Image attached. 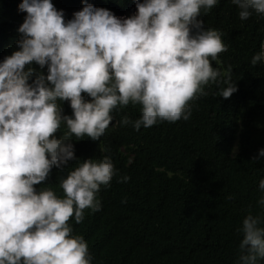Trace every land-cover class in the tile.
<instances>
[{"label":"clouds","instance_id":"9594fccd","mask_svg":"<svg viewBox=\"0 0 264 264\" xmlns=\"http://www.w3.org/2000/svg\"><path fill=\"white\" fill-rule=\"evenodd\" d=\"M219 0H136V12L116 17L85 4L65 20L52 0H22L26 13L19 50L0 62V264H92L85 239L73 234L85 210L99 212L98 194L120 176L110 155L88 159L61 177L62 195L42 182L55 167L64 172L75 156L72 137L98 141L115 110L140 106L134 130L187 121L205 86L228 99L237 91L232 68L212 66L227 51L223 33L198 19ZM241 21L264 19V0H230ZM47 67V74L37 72ZM264 64V43L251 65ZM69 102L72 115H62ZM65 125L67 131L55 135ZM105 152L108 150L105 149ZM264 157V148L258 152ZM41 185L39 188L35 187ZM256 201L264 213V179ZM264 215L245 216L235 264L264 260Z\"/></svg>","mask_w":264,"mask_h":264},{"label":"trees","instance_id":"16d2710c","mask_svg":"<svg viewBox=\"0 0 264 264\" xmlns=\"http://www.w3.org/2000/svg\"><path fill=\"white\" fill-rule=\"evenodd\" d=\"M21 2L0 0V62L19 50L18 29L26 16L18 11ZM52 3L65 20L85 4L108 9L118 18L136 12V0ZM198 19L206 29L223 33L227 51L212 66L221 71L231 66L237 91L224 99L209 84L208 95L196 101L189 120L139 131L120 123L124 116L137 119L139 105L115 110L98 141L72 137L79 161L70 162L64 172L54 167L42 182L62 195L61 177L79 163L104 155L112 157L120 176L130 177L125 183L114 178L111 188H101L99 212L86 209L80 224L70 220L73 234L87 242L92 264H235L242 238L236 229L248 212L264 215L256 203L264 157L254 159L264 148V64L251 65L264 43V19L254 15L241 21L230 0H219ZM32 67L47 74V67ZM61 107L62 115H72L69 102ZM66 131L62 124L55 135Z\"/></svg>","mask_w":264,"mask_h":264}]
</instances>
